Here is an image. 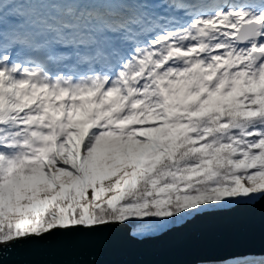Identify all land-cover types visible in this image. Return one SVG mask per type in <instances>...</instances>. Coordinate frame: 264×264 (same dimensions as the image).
Listing matches in <instances>:
<instances>
[{
  "label": "snow or ice",
  "instance_id": "1",
  "mask_svg": "<svg viewBox=\"0 0 264 264\" xmlns=\"http://www.w3.org/2000/svg\"><path fill=\"white\" fill-rule=\"evenodd\" d=\"M259 198L264 0H0V245L144 239Z\"/></svg>",
  "mask_w": 264,
  "mask_h": 264
},
{
  "label": "water",
  "instance_id": "2",
  "mask_svg": "<svg viewBox=\"0 0 264 264\" xmlns=\"http://www.w3.org/2000/svg\"><path fill=\"white\" fill-rule=\"evenodd\" d=\"M131 227L108 230L103 242L0 245V264H209L241 252H264V198L198 215L163 234L133 238Z\"/></svg>",
  "mask_w": 264,
  "mask_h": 264
},
{
  "label": "trees",
  "instance_id": "3",
  "mask_svg": "<svg viewBox=\"0 0 264 264\" xmlns=\"http://www.w3.org/2000/svg\"><path fill=\"white\" fill-rule=\"evenodd\" d=\"M131 227V226H130Z\"/></svg>",
  "mask_w": 264,
  "mask_h": 264
}]
</instances>
